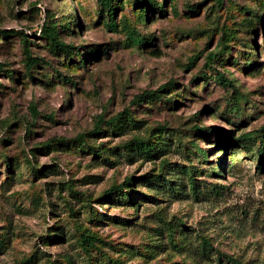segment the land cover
Segmentation results:
<instances>
[{"label":"rangeland","instance_id":"374dc122","mask_svg":"<svg viewBox=\"0 0 264 264\" xmlns=\"http://www.w3.org/2000/svg\"><path fill=\"white\" fill-rule=\"evenodd\" d=\"M120 1L115 28L99 17L97 0H0V30L27 34L39 63L30 80L19 37L0 39L11 73L0 74V235L9 239L0 264L32 256L33 264H218L217 253L264 264V0H155L163 15ZM47 16L63 43L97 57L84 67L62 63L41 35ZM128 29L151 43L134 46ZM217 73L232 87L217 84ZM169 82L163 102L133 103ZM125 110L141 128L112 133L105 122ZM96 126L103 131L86 144L102 158L60 142ZM246 134L251 140L236 142ZM158 136L171 146L151 160L117 149ZM163 161L165 178L185 185L180 194L139 185L144 175L155 181ZM180 167L203 194L189 192ZM127 178L135 179L124 189L132 201L104 195ZM83 234L99 239L96 248L83 245Z\"/></svg>","mask_w":264,"mask_h":264},{"label":"trees","instance_id":"16d2710c","mask_svg":"<svg viewBox=\"0 0 264 264\" xmlns=\"http://www.w3.org/2000/svg\"><path fill=\"white\" fill-rule=\"evenodd\" d=\"M219 6H221L223 0H215ZM98 4V15L99 17L105 18L107 20V25L111 27L116 28L115 24V14L119 8H121V1L120 0H97ZM132 5L134 7H139L140 13H147L148 11L155 14L158 13L159 15H163L165 12L160 5L159 2L155 0H133ZM189 10L196 9L195 6H189ZM251 20V19H250ZM53 18L47 16V20L44 22V25L41 27V35L42 38L46 41V45L49 46L50 51L55 52V54L59 55V57L63 58V62H67L68 64L75 63L79 67H84V64L89 59H95L97 51L93 48H88L89 50L84 51L83 53L81 51H78L74 46L72 45H66L63 43L59 37L58 33V25L52 22ZM261 20H259L260 23ZM63 30L69 31V25L65 24L63 26ZM128 37L130 39L131 44L134 46H147L151 43V39L147 37H143L139 34H137L135 31L128 29ZM17 36L19 37L20 42L23 44V54L25 56V75H28L30 80H33L32 77V70L35 69L36 66L39 65L38 60L34 59L30 55L29 51V45L31 43L28 41L27 34L21 32V31H13V30H0V39L1 40H7L9 37ZM223 48H225L223 46ZM210 60L213 59V55L210 54L208 56ZM75 61V62H74ZM190 64H193L191 61ZM4 66L0 63V74H7L6 76L11 77V73H9L8 70L3 69ZM60 77V75L58 74ZM64 82L67 83L69 80H66L65 78ZM215 80L217 81V84L225 86V87H232L231 83L224 78L223 75L220 73L216 74ZM70 83V82H69ZM73 84V83H70ZM173 86V83L169 82L167 85H164L160 87L157 91L153 92H143L140 95H137L133 99V103L140 104V103H156V102H163L164 95H162V92L168 91ZM171 99L168 101L166 100V103H170ZM105 126L108 130H110L112 133L121 134L123 131H133V130H139L141 128V123L139 121H136L132 114L128 111H123L113 118L109 119L105 122ZM193 132H196L199 136L205 134H208L209 132L206 129H199L197 126L193 125ZM160 133L166 134L167 128H160L157 129ZM102 128L99 126H96L95 130H93L90 134L86 135H80L76 139L72 141H60L61 143L65 144L66 146L70 143H76L80 147L83 146L87 149V151L93 155L96 158H102V151L100 147H94L90 146L87 143L86 138L90 135L97 136L100 135L102 132ZM208 132V133H207ZM249 141L251 140V134L242 135L241 139H238L236 142L240 143L241 141ZM263 145V146H262ZM171 145L169 143H166V139L164 137L158 136L154 138L153 140L140 138V137H134L127 143L122 144L117 149H122L125 157L128 159H136L141 158L144 160H151L152 158L158 157L161 154L168 153L169 147ZM195 149L197 150V153L203 158L206 159L207 153L203 151L202 149H198V147L195 145ZM258 168L263 169L264 168V143L261 144V148H259L258 152ZM103 160V159H102ZM166 161L161 162V171L156 175L155 181L148 177V175H144L138 180L141 181L139 185L143 186H155L157 188L162 189L165 192L172 193V194H180L184 191L185 185L179 182V179L176 178V180H168L165 178L166 173H163V168L165 165H167ZM182 175L187 176V186L189 187V192L192 193L194 196H198L203 194L204 191H202L201 188L196 186V183L194 181L192 171L190 169H187L185 167H180ZM174 170H169L168 175L174 176L171 172ZM34 173L40 172V171H33ZM177 176V175H176ZM135 181L134 178H127L125 179L123 184L120 185H113L111 186L107 191H105V196L114 197V200H121V201H132V193L130 191L127 193L124 189L129 188L133 182ZM142 199H149V197L145 195H141ZM171 232V230L169 231ZM168 241L170 244L173 242V236L171 233L167 235ZM81 240L83 245L89 247V248H96V243H98L99 239L94 236L89 235H82ZM9 245V239L5 236L0 235V252L5 251L8 248ZM202 251L205 252L206 250L211 252V245L207 240H202ZM206 254V252H205ZM222 258H224L226 261H228L229 264H241L240 262L227 258L222 256L221 254H216V260L218 264H222ZM33 256L25 261H23L21 264H33Z\"/></svg>","mask_w":264,"mask_h":264}]
</instances>
